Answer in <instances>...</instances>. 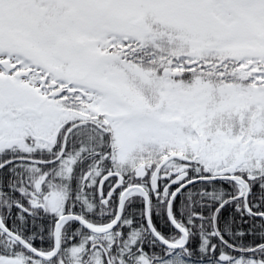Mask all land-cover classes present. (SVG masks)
Returning a JSON list of instances; mask_svg holds the SVG:
<instances>
[{"label": "snow or ice", "instance_id": "1", "mask_svg": "<svg viewBox=\"0 0 264 264\" xmlns=\"http://www.w3.org/2000/svg\"><path fill=\"white\" fill-rule=\"evenodd\" d=\"M0 264H264V0H0Z\"/></svg>", "mask_w": 264, "mask_h": 264}]
</instances>
